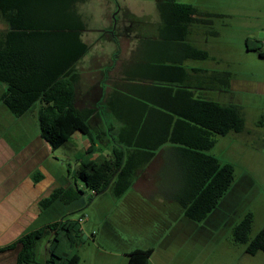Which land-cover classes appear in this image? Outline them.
Wrapping results in <instances>:
<instances>
[{
	"label": "crops",
	"instance_id": "1",
	"mask_svg": "<svg viewBox=\"0 0 264 264\" xmlns=\"http://www.w3.org/2000/svg\"><path fill=\"white\" fill-rule=\"evenodd\" d=\"M195 8L196 19L189 25V31L182 41L174 34L169 36L162 29L157 11L155 14L153 11L129 9V19L127 15L122 16V42L118 39L108 41L111 48L106 51L97 38H92L88 43L82 35L85 29L81 31L87 49L73 63L72 73L76 75L74 106L77 109H92L87 119L91 136L73 132L64 142L71 143L72 153L64 152L62 156L69 158L77 155L73 166H77L80 171L82 164L87 161L100 162L110 158L113 148L123 147V144H160L149 161L135 172L131 186L121 196H115L106 189L90 199L92 190L86 189L69 203L56 200L41 209L39 200L47 197L54 188H67L74 184L84 188V184L81 180L71 178L68 171L59 172L44 164L58 147L52 150L40 131L35 132V127L33 131L29 123L26 115L34 110L37 112L38 104L16 117L0 100V264H16L21 245L15 243L13 247L6 246L16 242L24 233L35 230L36 222L45 220L38 229L59 221L51 219L52 211H58V216H63L89 207L92 199L97 201L100 197H111L116 200L114 203L119 205L120 211L115 217L119 218L128 219L131 212L144 214L150 206L152 209L159 207L155 214L151 210L148 214L153 215L154 219H161L164 212L171 217L173 209L183 213L173 197L184 184L189 159L184 151L177 148L176 143L169 141L175 121L165 118L166 109L162 104L169 103L174 95L180 97L174 94L176 88H186L194 98L229 104L226 101L227 93L237 86V80L232 76L227 84L224 74L227 70L223 67L220 53L215 51L214 43L207 37V34L215 33L206 27L211 23L210 17L219 14L199 10L198 6ZM112 15L107 12L104 14L110 19L109 25ZM173 27L171 33H174ZM7 29L5 22L0 20V32ZM185 45L205 50L206 57L190 55ZM162 86H171L173 91L163 90ZM4 89L5 85L0 83V95ZM180 99L185 101L177 98L179 106ZM177 129L183 131L185 127L178 126ZM79 218L89 221L90 214L81 213ZM79 218L68 219L77 221ZM106 220L109 222L105 217ZM78 227V241L75 244L79 245L81 240L89 239L90 236H87L81 221ZM93 232L90 231L91 240H94ZM97 247L100 248L99 244ZM135 248L148 247L106 251L112 256H119V264H125L127 254Z\"/></svg>",
	"mask_w": 264,
	"mask_h": 264
},
{
	"label": "trees",
	"instance_id": "2",
	"mask_svg": "<svg viewBox=\"0 0 264 264\" xmlns=\"http://www.w3.org/2000/svg\"><path fill=\"white\" fill-rule=\"evenodd\" d=\"M80 0H0V20L7 31L0 32V83L5 89L0 100L13 116H21L36 103L40 135L52 150L66 142L70 135L79 131L91 136L88 117L92 109H77L74 106L76 75L73 63L87 49L81 38L86 23L76 9ZM156 9L162 29L182 41L195 21L197 9L190 3L179 0H157ZM113 20L115 18L113 17ZM171 26L174 33H171ZM112 36V35H111ZM172 37V36H171ZM190 55L204 58L205 50L189 47ZM262 55V52L259 53ZM173 68L171 65H164ZM229 85L230 72H224ZM163 90L173 91L171 86ZM174 98L166 104L164 116L174 119L169 141L188 155L184 184L173 197L182 208L186 218L201 221L216 207L219 199L228 190L234 174L230 162L220 160L209 150L215 145L216 136L230 132L239 133L244 128V119L239 106L220 103L211 99L194 98L186 88H176ZM177 98L185 101L176 103ZM178 126L185 129L179 131ZM160 144H123L115 147L110 158L100 162L82 164L78 178L84 184L54 188L47 197L39 200L41 209L60 200L69 203L86 189L92 190L90 199L111 188L115 196H121L131 186L135 172L153 156ZM76 180V178H75ZM252 214L247 212L232 229V238L246 244L245 251L254 254L264 251V228L249 239ZM79 220H59L41 228L24 233L19 243L16 264L35 262L34 249L37 240L47 231L62 232L70 245L78 241ZM54 241L58 239L54 237ZM153 249L135 248L127 254L125 264H149ZM77 253L65 255L50 251L43 264H78Z\"/></svg>",
	"mask_w": 264,
	"mask_h": 264
},
{
	"label": "rangeland",
	"instance_id": "3",
	"mask_svg": "<svg viewBox=\"0 0 264 264\" xmlns=\"http://www.w3.org/2000/svg\"><path fill=\"white\" fill-rule=\"evenodd\" d=\"M179 1L219 14L210 17L211 23L206 27L215 33H209L207 37L214 43L215 51L220 53L223 67L237 80L238 87L228 91L226 101L239 106L244 128L239 133L216 136L215 145L209 150L234 167L228 190L207 217L197 222L174 209L171 217L166 212L163 215L159 212L161 219H154L148 214L151 211L155 214L159 207L152 209L151 206L144 214L131 212L128 219L115 217L120 209L111 197L92 199V207L63 216L52 211L51 219L57 220L78 219L81 213L90 214L89 221H81L90 237L81 240L79 245H69L62 232L55 235L53 230L47 229L36 242L35 263L43 264L50 251H54L67 255L77 253L78 264H119L120 257L112 256L106 250L153 247L149 264H264V251L249 254L245 251L246 244L232 238L234 225L247 212L253 216L249 239L264 228V0ZM77 9L86 23L83 38L88 43L97 38L105 51L111 48L108 41L118 39L122 42V16L131 15L129 9L157 14L154 0H80ZM105 12L109 15L114 12L112 17L115 20L112 18L110 25ZM26 116L33 131L34 127L35 132L39 131L36 111ZM71 146V143L60 145L44 164L59 172L68 171L71 178L80 181L79 168L73 166L77 155L62 156L64 152L72 153ZM107 190L112 193L111 188ZM105 217L109 222H105ZM44 221L36 222L34 228ZM92 230L95 231L94 240H91ZM111 234L115 236L111 237ZM54 237L58 240L54 241Z\"/></svg>",
	"mask_w": 264,
	"mask_h": 264
},
{
	"label": "built area",
	"instance_id": "4",
	"mask_svg": "<svg viewBox=\"0 0 264 264\" xmlns=\"http://www.w3.org/2000/svg\"><path fill=\"white\" fill-rule=\"evenodd\" d=\"M79 221H82V218H79Z\"/></svg>",
	"mask_w": 264,
	"mask_h": 264
}]
</instances>
